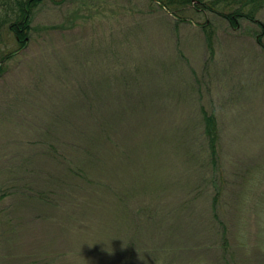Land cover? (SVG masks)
Wrapping results in <instances>:
<instances>
[{
  "label": "rangeland",
  "instance_id": "1",
  "mask_svg": "<svg viewBox=\"0 0 264 264\" xmlns=\"http://www.w3.org/2000/svg\"><path fill=\"white\" fill-rule=\"evenodd\" d=\"M184 13L44 0L28 45L2 29L0 55L18 51L0 62V264L42 259L36 238L50 230L88 245L139 236L143 264H224L221 223L236 254L264 256V4L238 27ZM202 108L222 129L216 179L200 155Z\"/></svg>",
  "mask_w": 264,
  "mask_h": 264
},
{
  "label": "trees",
  "instance_id": "2",
  "mask_svg": "<svg viewBox=\"0 0 264 264\" xmlns=\"http://www.w3.org/2000/svg\"><path fill=\"white\" fill-rule=\"evenodd\" d=\"M44 0H0V33L3 28L8 29L9 31L15 34L16 40L19 43V49L28 45L30 40V35L32 31V21L35 14V9L43 2ZM158 1V5L160 8L166 9L168 12L172 13L173 16L177 18L179 23L187 19L185 16V11L188 7L192 6L193 9L200 12H214L216 14L222 15L234 27H238L241 19H247L250 21L256 20V13L264 4V0H155ZM208 22L206 21L202 24V27L206 31L207 37L209 39V44L212 47L214 42V27H209ZM16 51H10L6 54L0 55V62L3 64L8 61L17 53ZM3 71V68L0 66V72ZM203 113V124H202V139H204V148L201 147L200 155L205 157L206 162L212 166V169L209 170L212 173V176L216 179L217 172L220 170V158L222 153V132L221 127L218 122V118L215 112H208L206 109L202 108ZM95 140H100L98 136L93 137ZM74 149H79V146L72 145ZM94 144L91 147V157H95ZM84 156V155H83ZM87 158V155L84 156ZM90 163V162H88ZM72 164V162L70 163ZM91 165L88 164V166ZM79 174V172H78ZM85 179L89 180L88 175ZM218 184V181H217ZM224 186H220L218 190V194L214 197L213 202V210L214 215L217 221L220 220V216L218 213V202L217 197L222 194ZM43 199L46 195H41ZM47 199H50V197ZM46 199V200H47ZM45 206H48L47 203H42ZM81 205V204H80ZM48 209V208H47ZM48 209V210H53ZM46 211V210H45ZM132 211H135L133 209ZM47 216V217H46ZM52 217L50 213L46 214L42 219H48ZM41 218H37L39 220ZM49 220V219H48ZM48 224V225H47ZM47 226L54 225L52 220L47 221ZM43 226V225H42ZM59 226V225H58ZM222 226V237L219 248L221 250L220 258L224 264H263L264 256L258 255L255 253L253 255H249L247 257H241L239 253L236 254L235 249L232 247L230 242V236L228 232L227 225L221 223ZM105 235V234H104ZM48 236L53 238L63 236L67 238L63 242H60L61 249L58 250L57 257L60 264H143V250H139V247L136 246L137 242L140 246L142 241L140 242L139 236L133 238H128L121 240L116 239L117 243L105 246L102 244V241L108 242L107 237H99L100 241L95 242L96 245H88L81 244L92 242V240H83L77 235H56L53 231L51 234H44L37 236L36 239L39 240L40 237ZM125 237V236H123ZM89 238V237H88ZM114 240V239H113ZM74 243H78L79 246L75 247ZM111 243V242H110ZM144 243V242H143ZM49 245H54L53 243H49ZM90 246V248L86 251L79 250L82 247ZM97 246V247H96ZM27 250H30V247L27 246ZM53 252L47 254L40 260H30L31 264H54L53 261ZM261 254V253H259ZM237 255V256H236ZM94 256V257H91ZM219 256V255H218ZM224 257V258H223ZM165 262L162 264H172L174 263L175 257L171 258L165 257ZM150 261H146V264H158L159 258L155 256L154 258H149Z\"/></svg>",
  "mask_w": 264,
  "mask_h": 264
},
{
  "label": "crops",
  "instance_id": "3",
  "mask_svg": "<svg viewBox=\"0 0 264 264\" xmlns=\"http://www.w3.org/2000/svg\"><path fill=\"white\" fill-rule=\"evenodd\" d=\"M39 239H43V241H47L48 242V246L49 247L47 246L43 250V253L45 254V256H48L47 254H50L51 252H53L52 253V255H53L54 254V249H56L55 251L58 253V250L61 249V245H59V244H60V242L64 241L63 237L62 238H59V237L56 238L55 236L53 238H51L50 241H48V236L40 237ZM49 243H53L54 245H49ZM57 259H58V257L56 259L55 258L53 259L54 264H60V262Z\"/></svg>",
  "mask_w": 264,
  "mask_h": 264
}]
</instances>
